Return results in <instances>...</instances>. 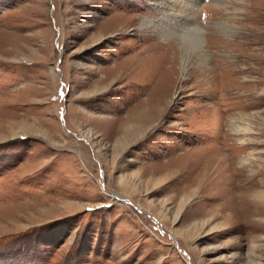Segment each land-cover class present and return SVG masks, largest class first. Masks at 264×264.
Wrapping results in <instances>:
<instances>
[{"label": "rangeland", "instance_id": "1", "mask_svg": "<svg viewBox=\"0 0 264 264\" xmlns=\"http://www.w3.org/2000/svg\"><path fill=\"white\" fill-rule=\"evenodd\" d=\"M199 2L183 76L146 0H0V264H264V0Z\"/></svg>", "mask_w": 264, "mask_h": 264}, {"label": "bare ground", "instance_id": "2", "mask_svg": "<svg viewBox=\"0 0 264 264\" xmlns=\"http://www.w3.org/2000/svg\"><path fill=\"white\" fill-rule=\"evenodd\" d=\"M198 2H199V0H194L193 3L189 4V6L191 8H188V7H186L187 5L180 4V3L174 2L172 0H146V3L148 4L149 7H151L154 11L159 12V14L162 15V20H161V24H156V22L153 21L154 19L152 20V19L147 18L145 16L146 17L145 20H143L141 22V28L143 27V30L144 29H151L152 32H154L156 34L155 35L156 37L159 36L162 39L165 37H168L169 33L175 34L172 31L173 28L171 29L170 26L172 24H174L178 28L179 27L178 23H181L179 21L180 19L191 21V19L195 15L196 8L198 7ZM177 19H178V21H177ZM191 23H192V25L194 24V22H191ZM180 26L187 28V29L185 28V31L182 32L181 34H179V33L177 34V32H176V34L174 35V36H177V35L180 36V37H178L179 41H177V42L180 43L179 51L181 53V58H182V60H181V64H182L181 75L184 76L186 74L188 67H189V64H190V61L188 60V52L189 51L190 52L191 51L196 52V54H195L196 58L200 62H202V66L204 65L203 67H205L206 58L208 59V57H206V54L209 52L207 49L208 38H206V36H205L207 34V32H205L202 27H197V25H196V27L194 29V28H192V26L189 27L187 25H182V24ZM124 29L125 28H121L120 30H122L124 32ZM147 31H149V30H147ZM151 46L153 47V44L145 46V47L150 48ZM167 46L170 47V45H167ZM174 51H175V49H174ZM212 68L211 69L208 68L209 70H207V71L210 73ZM207 71H206V73H208ZM200 74H202V73L200 72L199 75ZM159 88H161V87H159ZM158 95H160V94H158ZM156 97H157V100L160 99L159 96H156ZM156 97H151V98H156ZM145 101H146L145 103L143 101L144 104L142 107H140L139 111H137L138 113H136V115L134 116L135 117L134 119L137 118V119H139V121H143V120L144 121H147V120L150 121V119H152L154 116L157 115V113H156L157 108H155L156 106H154L156 104L152 105L149 98L146 99ZM158 112L160 113L159 110H158ZM236 129H237L236 132H241V133L245 132V130H248L246 128H240V127H236Z\"/></svg>", "mask_w": 264, "mask_h": 264}, {"label": "snow or ice", "instance_id": "3", "mask_svg": "<svg viewBox=\"0 0 264 264\" xmlns=\"http://www.w3.org/2000/svg\"><path fill=\"white\" fill-rule=\"evenodd\" d=\"M60 95H61V98H63V96H64V93H63V92H61V93H60Z\"/></svg>", "mask_w": 264, "mask_h": 264}]
</instances>
